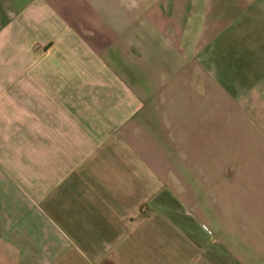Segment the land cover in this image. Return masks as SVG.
<instances>
[{
    "label": "crops",
    "instance_id": "obj_1",
    "mask_svg": "<svg viewBox=\"0 0 264 264\" xmlns=\"http://www.w3.org/2000/svg\"><path fill=\"white\" fill-rule=\"evenodd\" d=\"M0 264H264V0H0Z\"/></svg>",
    "mask_w": 264,
    "mask_h": 264
}]
</instances>
